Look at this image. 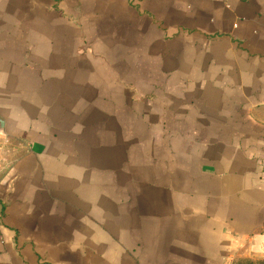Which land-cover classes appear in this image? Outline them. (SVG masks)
Wrapping results in <instances>:
<instances>
[{
    "label": "crops",
    "instance_id": "obj_1",
    "mask_svg": "<svg viewBox=\"0 0 264 264\" xmlns=\"http://www.w3.org/2000/svg\"><path fill=\"white\" fill-rule=\"evenodd\" d=\"M264 256V0H0V264Z\"/></svg>",
    "mask_w": 264,
    "mask_h": 264
},
{
    "label": "rangeland",
    "instance_id": "obj_2",
    "mask_svg": "<svg viewBox=\"0 0 264 264\" xmlns=\"http://www.w3.org/2000/svg\"><path fill=\"white\" fill-rule=\"evenodd\" d=\"M230 264H264V256L262 257H234Z\"/></svg>",
    "mask_w": 264,
    "mask_h": 264
}]
</instances>
